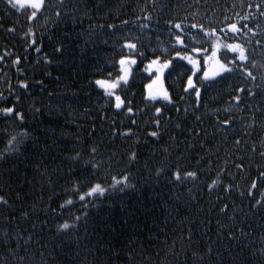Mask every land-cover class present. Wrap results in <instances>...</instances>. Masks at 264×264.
<instances>
[{
	"label": "trees",
	"instance_id": "obj_1",
	"mask_svg": "<svg viewBox=\"0 0 264 264\" xmlns=\"http://www.w3.org/2000/svg\"><path fill=\"white\" fill-rule=\"evenodd\" d=\"M30 13L0 0V109L14 106L0 111V264H264V0H44ZM194 24L248 59L222 48L231 71L205 78V54L191 50L208 55L216 40ZM175 51L200 61L199 101ZM135 52L117 93L129 113L95 81ZM157 57L184 66L164 72L171 101L148 97ZM122 175L133 187L78 200Z\"/></svg>",
	"mask_w": 264,
	"mask_h": 264
},
{
	"label": "snow or ice",
	"instance_id": "obj_2",
	"mask_svg": "<svg viewBox=\"0 0 264 264\" xmlns=\"http://www.w3.org/2000/svg\"><path fill=\"white\" fill-rule=\"evenodd\" d=\"M7 4L12 8V9H31V13L28 16L29 20H33L34 18L37 17V13L44 7V0H6ZM259 7V6H257ZM113 27V26H109ZM175 27L177 29H181V25L179 23L175 24ZM193 28H201L203 29V25H192ZM229 29H231L232 32H238L239 28L238 26L233 23L227 25ZM14 31V29H11ZM181 31H183L181 29ZM30 34L34 35L33 30L30 28L28 29L27 32L24 33L25 37L29 36ZM203 35L205 38H214L216 40V43L213 45L211 49V56H208L207 53L209 52V49H205L203 47H196L193 48L191 51L197 54L204 53L205 54V59L206 60H215L216 65L215 69L209 73L207 71L204 72V77L207 78L209 75L215 77L220 75L223 72L231 71L227 67L226 64L222 63L218 58H217V52L221 47H224L226 49H230L232 52H238L239 53V60L244 61L247 60L248 57L245 54V49L238 43L234 44H224L221 45L219 41V36L217 34V30L215 28L208 30V29H203ZM175 42L181 46L185 44V40L181 35H176L175 36ZM33 44H35V39H33ZM124 47L130 49V50H136L137 45L135 43L131 42H126ZM57 51H60L58 48ZM136 55H140V53L135 52L132 55H129L127 57H122L119 60V65H120V74L115 77V79H98L95 81L97 85H99L102 89H104L106 96L110 97L112 100H114V107L116 109H122L126 108L127 112L131 113L133 111V108L130 105V102L126 100V97H122L121 95H118L117 93L120 91H125L127 88L130 87V78L132 76V71H131V66L137 64V59ZM175 58L180 59V60H187L190 65H192V68L188 69V71H191V75H188L185 86H184V91H188L189 89L195 93V96L197 98V101H199L200 97V88L197 87L194 77H197L198 72L201 70L200 68V61L193 59V56L190 54H183L181 51H175ZM2 59V57H0ZM19 59V58H18ZM230 63H235L234 61ZM165 70H168L169 73L172 71H175L176 73H181L184 70L183 65H174L173 61L171 59H165L161 60L159 57L151 60L148 65L145 68V71L151 72L152 77L151 82L147 85L148 89V97L150 100H157L158 98H162L165 101H171V96L169 95L168 90L164 87V72ZM245 73L248 76H251L252 73L249 71L247 68L244 69ZM111 76V74H109ZM22 86L24 88H27L28 85L24 82H21ZM243 91V90H241ZM19 99V97H17ZM239 99V96L237 97ZM0 111L4 113H14V106L13 107H7L4 109H0ZM155 111L157 113H161L162 109L161 108H156ZM21 119H23V114L21 113H16ZM155 123L158 125L159 120L155 121ZM225 124H228L229 121L225 120ZM151 135L153 137L157 136L156 132H152ZM15 139V138H13ZM11 144L12 141H9ZM95 149H93V152ZM134 156V154H133ZM93 167H98V165H93ZM197 175L196 172H187L183 173V176L186 177H195ZM264 175V174H262ZM173 177L179 181L182 178V173L180 170H176L173 173ZM129 178L127 175H122L119 178L116 176L111 177V184L108 185V187L103 186L101 183H94L90 187H88L87 191L79 193L78 195V200L80 202H83L87 197H93V196H99L103 197L105 196L106 193L109 192V190L115 191H123L125 188H130L133 187L131 184L128 182ZM215 184L216 182L213 181ZM211 187V185H210ZM230 187V186H229ZM255 187V185H253ZM78 191V187L76 189ZM0 203L7 204L8 201L3 197L0 196ZM257 203H260V201H257ZM73 204L72 199H68L65 201L64 204H61L60 207L63 209L65 206H71ZM227 207V206H225ZM24 215H27L25 213ZM75 221H79L80 217L76 216L74 217ZM77 226L76 223H70L68 221H65L64 223L59 225V228L62 230H70L72 228H75Z\"/></svg>",
	"mask_w": 264,
	"mask_h": 264
},
{
	"label": "rangeland",
	"instance_id": "obj_3",
	"mask_svg": "<svg viewBox=\"0 0 264 264\" xmlns=\"http://www.w3.org/2000/svg\"><path fill=\"white\" fill-rule=\"evenodd\" d=\"M220 41V40H219ZM220 43H221V45H224V44H234V43H238V42H222V41H220ZM239 44V43H238ZM222 48H224V47H221L219 50H218V52H217V58L222 62V63H224L223 61H222V59L220 58V50L222 49ZM237 53V55H238V58H239V53L238 52H236ZM208 56H211V51H210V53L208 54ZM224 64H226V63H224ZM215 65H216V61L215 60H211V61H209V60H206L205 59V70H204V72L205 71H207V72H209V73H211L214 69H215ZM227 65V67L229 68V69H231V66L230 65H228V64H226ZM224 73V72H223ZM223 73H221V74H223ZM220 74V75H221ZM203 75H204V73H203ZM219 76V75H218ZM218 76H215V77H213V76H211V75H209V77H207V79H212V78H216V77H218Z\"/></svg>",
	"mask_w": 264,
	"mask_h": 264
},
{
	"label": "water",
	"instance_id": "obj_4",
	"mask_svg": "<svg viewBox=\"0 0 264 264\" xmlns=\"http://www.w3.org/2000/svg\"><path fill=\"white\" fill-rule=\"evenodd\" d=\"M160 99H162V98H158L157 100H160Z\"/></svg>",
	"mask_w": 264,
	"mask_h": 264
}]
</instances>
